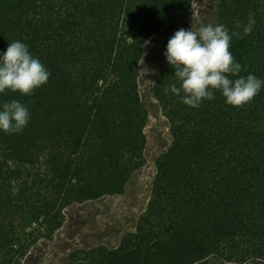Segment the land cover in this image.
I'll list each match as a JSON object with an SVG mask.
<instances>
[{"label": "trees", "instance_id": "trees-1", "mask_svg": "<svg viewBox=\"0 0 264 264\" xmlns=\"http://www.w3.org/2000/svg\"><path fill=\"white\" fill-rule=\"evenodd\" d=\"M194 2L0 0V51L20 40L50 72L30 96L0 94L30 112L21 133H0V264H24L62 228L69 206L125 194L147 162L145 46L187 19ZM249 14L252 33L233 37L229 50L240 75L264 79V0H221L217 23L237 30ZM172 75L166 64L154 87L172 143L156 161L136 231L116 249L74 253L72 264L264 261V87L242 107L216 92L193 109L165 94Z\"/></svg>", "mask_w": 264, "mask_h": 264}, {"label": "clouds", "instance_id": "clouds-1", "mask_svg": "<svg viewBox=\"0 0 264 264\" xmlns=\"http://www.w3.org/2000/svg\"><path fill=\"white\" fill-rule=\"evenodd\" d=\"M256 21L249 14L246 23L235 21L230 31L222 23H208L193 30L180 28L168 40L163 53L167 64L174 70V81L164 89L178 97L185 106L198 109L213 101L219 92L224 103L242 107L250 103L264 87V79L249 73L240 75L242 65L230 49L233 37L250 35ZM50 72L26 43L15 40L0 51V94L6 92L30 96L45 85ZM30 112L20 100L0 103V133H21L27 126Z\"/></svg>", "mask_w": 264, "mask_h": 264}, {"label": "rangeland", "instance_id": "rangeland-1", "mask_svg": "<svg viewBox=\"0 0 264 264\" xmlns=\"http://www.w3.org/2000/svg\"><path fill=\"white\" fill-rule=\"evenodd\" d=\"M221 0H195L192 14L185 20L170 23L157 33L145 46L140 67V92L149 111L146 128V165L129 182L122 196L74 204L64 210L62 228L52 239L41 240L31 248L24 264H72L71 256L82 250L105 246L119 247L127 234L136 231L138 222L146 212L156 175V161L171 146L169 122L154 96L157 76L166 67L164 43L178 29L193 30L208 23L216 24ZM198 264H235L218 257H210ZM246 264H264L252 260Z\"/></svg>", "mask_w": 264, "mask_h": 264}]
</instances>
